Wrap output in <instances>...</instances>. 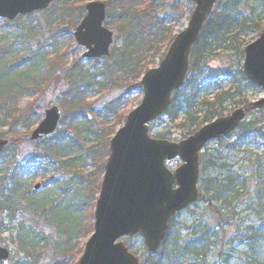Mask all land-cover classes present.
Instances as JSON below:
<instances>
[{"label": "trees", "instance_id": "obj_1", "mask_svg": "<svg viewBox=\"0 0 264 264\" xmlns=\"http://www.w3.org/2000/svg\"><path fill=\"white\" fill-rule=\"evenodd\" d=\"M60 1L58 0L53 6L58 5ZM84 1L76 0L71 3L72 1L67 0L62 3L60 10L54 9L53 14H50L52 22L49 23L54 26L52 29L54 31L47 47L40 46L36 51L25 47L27 36L32 37L33 34V28L28 27L30 22H27L25 26L22 25V28L27 27V34L22 37L20 33L18 38L14 39L16 43L17 39L21 38L19 43L6 44L0 49V63L7 64L6 74L0 75V130L5 129V131H0V138L9 140V146L0 154V215L5 213L7 219L6 222L0 219V237L4 233H9L10 237L15 234L13 242L16 244V254H23L25 258L22 261L17 260L13 264H36V261L27 260L28 257L36 255L47 246L46 239L36 230L35 226H24L20 220L16 219L17 214L20 216L29 215L34 221L41 219L43 223L58 229L65 238L61 257L55 264H69L82 253L83 245L78 243L77 239L79 237L87 238L93 231L92 212L100 189L105 160L109 153V139L115 134L114 127L126 119L124 112L119 113V107L125 104L131 92L116 99L113 104L114 111L111 112L109 108L105 115L92 109L91 104L86 103L83 95L94 92L102 94L103 89L107 86L109 88L115 86L133 88V84H136L146 73V70L150 69V65H153L152 60L160 54H162L160 59L164 56L166 48L174 37L170 32L165 33L164 30L160 32V29L163 28L162 24L153 19L154 29H152L151 35L147 33L146 28L143 29V26L139 28L138 23L135 22L139 15L137 11L140 14L146 13L145 15L152 13L154 10L150 1L130 0L129 4L123 5L121 1L119 3V0H117L118 3L112 0L113 6L106 3L107 11L113 9L117 14L115 16L109 14L106 26H113L118 35L114 42L116 46L110 52L113 63L100 66L98 64L100 60L97 59L85 63L80 59H71L68 62L66 55L70 54V48L74 44L71 33L76 26L75 22L71 23L74 20L72 16L74 14L71 11L74 8L78 9L76 7L79 3L84 4ZM139 1H142L139 6L142 10H135V5ZM187 1L192 4V0ZM243 1L219 0L204 25L198 43L192 49L188 78L184 86L173 94L170 107L163 115L179 129H186L187 133L182 136V139L196 132L204 124L211 123L212 120L223 116L222 99L226 94H216L210 99L213 93L208 91L219 78L226 77V72L222 69L211 68L209 65H197V63L199 61L206 62L212 52L219 51L222 45H230L232 40H237L244 31L255 29L257 32H261L264 30L260 21L241 17ZM31 17L32 15L19 17L14 22L0 21V42L1 39L5 43L13 39H11L13 35L10 34L5 39L3 34H5L6 27L13 26L21 19L28 18L29 21ZM63 23L67 24L65 28H63ZM61 41L67 47L66 53H59ZM117 43L122 46L117 48ZM16 46L19 47L17 50ZM223 49L225 50V48ZM49 53H53V55L49 60H46V54ZM19 55L23 56L19 57L20 61H10L18 58ZM95 64L100 67L94 66ZM85 65L94 67L95 70L104 68L108 74L103 70L100 76L106 78L107 83L109 82L108 85L106 82H96L95 79L91 80L86 76ZM60 78L66 83L68 89L67 93L62 95L59 104L64 113L60 120L62 128L56 131L53 136L44 138L40 142H30L29 136L32 127L39 123L41 118L36 115L32 102L27 107L20 109L19 100L40 96L52 81L57 84ZM138 84L136 85L138 86ZM250 86L253 88L254 85L250 83ZM133 92L140 95L137 89ZM245 113L246 117L250 116V109H245ZM91 118L94 122L99 121L97 123L99 131H94L91 128L90 124L93 123ZM107 118L114 119V126L109 129L110 131L104 130ZM176 121H180V123L176 125L174 123ZM259 124H261L260 121L258 124H252L244 120L231 134V136L235 134L236 137L234 143L228 146L230 153L245 152V148H252L255 145L256 139L264 142V132ZM154 137L167 139L166 134ZM24 141L34 144L33 155L24 163L19 164L14 150ZM74 154L76 157L72 159L71 156ZM260 154L259 157L256 153L254 161H256L257 169L254 170L253 163L250 174V179L256 183L254 191L256 203L252 211L259 222L263 224L257 231H249L250 235L247 238L246 246L253 250H257L264 243V188L261 186V176L258 173L259 167H262L261 161H264V147ZM216 157L217 155H200L198 189L201 194L199 200L206 202L207 208L212 210L216 218L220 216L222 218L223 212L234 210L233 205L237 203L239 192L245 189V180L235 177V174L231 173L223 163L217 166L221 160ZM77 160L81 164L90 160L88 164L92 167V171L87 172L88 177L85 180H82L81 174L83 173H74L76 180L73 178L75 181L63 182L59 194L56 193L60 198L70 199L69 206L76 216V223L73 226L69 223L61 226L52 225L48 223L49 218H47L45 207L47 201L36 197V195L49 193L56 198L54 188L58 186V180H55L54 174L61 168V163L65 161L69 164L66 167L72 171L80 169L81 166L78 165ZM249 160L248 158L247 162ZM88 164L85 162L83 165L88 166ZM217 168L230 172L222 180H218L219 177L204 178L208 176L204 175L207 173L206 171H214ZM36 179L43 182L41 186L44 189L48 188L42 190L45 192L29 191ZM172 224L173 222L169 225L161 249L154 256L149 255L144 264H179L181 261H189L190 264H195L197 261L207 264L209 249L213 245L208 231L196 226L201 229L192 232L193 234L188 238L181 240L178 237V239L171 240ZM196 228L192 227L190 230H196ZM0 241H2L1 238ZM253 262L254 264H264V259L260 261L256 258Z\"/></svg>", "mask_w": 264, "mask_h": 264}, {"label": "water", "instance_id": "obj_2", "mask_svg": "<svg viewBox=\"0 0 264 264\" xmlns=\"http://www.w3.org/2000/svg\"><path fill=\"white\" fill-rule=\"evenodd\" d=\"M56 0H0V19L10 21L47 9ZM218 0H193L194 7L185 31L173 39L164 58L146 71L142 80L141 100L127 115L109 143V155L93 212V234L84 246L78 264H140L122 238L140 235L148 254L161 247L169 221L188 205L198 201L199 153L213 140L228 137L246 113L235 109L231 115L216 119L179 143L151 138L149 125L169 108L172 93L183 85L189 69L191 48L198 41L207 18ZM103 3L86 6V17L73 34L86 59L108 56L112 34L103 26ZM243 73L264 91V32L246 46ZM264 112V98L254 103ZM56 107L45 110L44 118L30 137L40 141L52 135L59 123ZM264 129V125H263ZM8 141L0 139V153ZM178 159L174 171L166 163ZM40 188L35 185V190ZM9 252L0 247V263L8 264Z\"/></svg>", "mask_w": 264, "mask_h": 264}, {"label": "rangeland", "instance_id": "obj_3", "mask_svg": "<svg viewBox=\"0 0 264 264\" xmlns=\"http://www.w3.org/2000/svg\"><path fill=\"white\" fill-rule=\"evenodd\" d=\"M67 0H61L58 5L53 6L54 3H52L46 11L38 12L37 14H33L32 17L29 19L26 18L21 19L17 21L13 26L6 27L4 29L3 34L5 36V39L8 37V34L13 35L11 37L12 40L8 42H3L1 39L0 42V49L1 47H5L6 44H12L15 43L14 39L18 38L20 33L22 34V37L27 34V27L22 28V25L25 26L27 22H30V27L33 30L32 37L27 36V45H25L26 48L30 47L31 50H38V47H47L50 39L52 38V30L54 26L49 25L51 21L50 14H53L54 9L57 8V10L61 9V5L63 2ZM72 1L71 3L75 2L76 0H68ZM90 1H97V2H103V3H109L110 6H113L112 0H85L81 5L76 7L78 9L75 10L72 9L71 13L74 17V20L71 22L72 24L75 22L74 29L78 26L79 22L83 19V17L86 15L84 11L85 5H87ZM117 3L118 1L115 0ZM122 2L123 5H126L127 3L131 2L130 0H119ZM150 1V5L153 6L152 13H148L147 15L140 14L137 11L138 19L135 20V22L138 23L139 28L143 29L146 28L148 31V34H152V29H154V22L152 19L156 22H159L162 24L163 28L160 29V32L162 30L165 31V33H171L173 36H176V34L180 33L186 28V25L189 21V17L193 11L192 4H190L187 0H148ZM140 3L142 1H139L137 5H135V10H142L140 8ZM116 4V3H114ZM108 9L106 8V24L108 21L109 14H117V12L113 11V9L108 12ZM241 17H245L248 20H257L260 21L261 27L264 29V0H244L243 4L241 5ZM151 17V20H149ZM141 21V22H140ZM112 23V20L110 21ZM1 24V23H0ZM55 24V23H54ZM66 23H63V28L66 27ZM105 25V24H104ZM109 25V23H108ZM1 26V25H0ZM111 32L113 33V46L110 47L109 50V56L104 57L100 60V63H98L100 66H103V64H112L113 58H111L110 52L113 49V47L116 46L114 43L118 37L117 30L112 26L109 27ZM150 30V31H149ZM1 31V30H0ZM262 30L261 32H263ZM9 32V33H8ZM32 32V31H31ZM159 32V33H160ZM261 32H257L255 29H251L250 31H244L238 36V39L232 40V43L230 45H222L221 49L217 52H212L209 57L207 58L206 62L199 61L197 65L203 64L204 66L209 65L211 68L216 69H222L226 72V77L219 78L216 81V84H213L212 87L209 88V93H213L210 96V99L214 97L216 94L224 93L226 94L224 98L222 99L223 105H222V114L223 116H228L233 112L234 109H250V116L246 117L245 121H248L252 124L257 123L260 121L261 124H259L261 127L263 125L264 121V115L261 110L257 109L256 107H253V104L257 102L258 100L262 99L264 97V91H262L257 86H253V88L250 86V82L246 79V77L243 74L242 66H243V54H244V48L247 45H250L252 42L256 41L261 34ZM73 38V37H72ZM21 38L17 39L15 44H18L20 42ZM3 42V43H2ZM117 48L121 47L120 43H117ZM59 53H66V46L63 45L62 41L60 43ZM24 47V48H25ZM19 47L16 46V50ZM225 48V50L223 49ZM84 48H79L74 43L72 47L70 48V54H67L68 62L71 59H81L82 54L84 52ZM164 51H162L163 53ZM164 54V53H163ZM23 55V54H22ZM22 55H19L18 58H14L10 61L18 62L21 59L19 57H23ZM47 57L46 60H49L50 57L53 55V53L46 54ZM160 54L157 56L154 60H152L153 65H150V69L155 68L160 61ZM107 59V60H106ZM9 61V62H10ZM86 61L84 60L83 63ZM6 63L1 62L0 63V75H5L6 71ZM94 66H98L95 64ZM98 66V68L100 67ZM96 69V68H95ZM94 67H90L89 65H85V70L87 71L86 76L90 77L91 80L95 79L96 82H106L107 80L105 77H101L102 71L104 70V73L108 74L104 68H100L99 70H95ZM98 74V75H97ZM194 75V74H193ZM94 76V77H93ZM58 77V76H56ZM59 78V77H58ZM194 78V77H193ZM139 82V80H138ZM136 82V84L138 83ZM109 83V82H108ZM108 83L106 85H108ZM136 84H133V88L131 87H121V86H115L114 88H107L103 89V93H97L94 92L92 94H86L83 95V97L86 99V103L91 104V108L97 111L98 113L101 112L102 115L107 114L110 108L111 112L114 111L113 104L115 103L116 99L120 98L121 95H124L125 93L131 92L125 102L124 105H121L119 108V113L124 112L125 117L129 112L132 111V109L136 108L137 104L139 103L141 96L137 95V92H133L139 90V86ZM67 85L63 81L62 78H60L59 83H54L53 81L51 84L44 89V92L38 96V97H30V98H21L19 100V108L23 109L27 107L30 102H32V106L34 108V111L36 112V115H38L41 120L44 116V112L46 109L56 107L58 111H60L61 118L63 117L64 113L63 110L60 108V102L61 97L63 94L67 93ZM165 117V116H164ZM160 118L157 122L153 123L150 126V132L151 135L158 136L159 134H166V140L167 141H174L179 142L182 139V136L187 133L186 129L178 128L175 126L170 120H168L167 117ZM200 119V118H199ZM40 120V121H41ZM39 121V123H40ZM92 124H90L91 128L95 131H99V127H97L98 120L94 122L91 118ZM37 123L35 126L32 127V130L39 124ZM124 123V120L117 124L114 127L115 132H117L118 128L121 127ZM176 125L180 123V121L174 122ZM114 126V119H108L107 123L105 125L104 130H108ZM61 125L59 124L57 131L61 129ZM2 131H5V129H1ZM0 130V131H1ZM31 130V131H32ZM56 134V133H54ZM72 135V134H71ZM53 136V135H52ZM235 134L224 139L221 142L213 141L206 145V147L203 149V152L201 155H217L216 158H220L221 162H218L217 166L220 164H224V166L228 167L230 169L231 173L235 174V177H239L241 179H244V190H241L239 192V195L237 196V203L234 206L233 211H227L223 212V217L216 218L214 214L212 213V210L207 208L206 202H203L199 200L195 205H192L190 207H187L184 209V212L179 213L175 216L172 224L171 229V240H175L181 238V240H184L185 238H188L193 233L201 228H205V231H208V236L212 239V246L209 249V257L207 260V264H254L253 260L257 258V260L264 259V243L258 247L257 250L249 249L246 246L247 238L250 235L249 231L253 232L257 231L258 228L263 225L259 222V219L255 217L253 210V207L256 203V198L254 195V191L256 189V183L250 179V174L253 169L257 168L255 167L256 159V153L260 157V153L263 150L264 142L261 140L256 139L255 145L252 146V148H245V152H236V153H230L228 150V146L230 144L234 143ZM34 150V144H31L28 141L22 142L21 145L18 147H15L14 154L17 156V160L19 164L24 163L28 158H30L33 154ZM11 154V153H9ZM251 154V155H250ZM76 154L74 156H71V158H75ZM208 158V157H207ZM250 159L247 162V159ZM63 161V160H61ZM90 162V160H88ZM88 161H84L79 163L77 160V163L79 166L83 167L84 163H89ZM262 164H260L262 167H259V176H261V186L264 188V161H261ZM260 162V163H261ZM76 163V164H77ZM254 163V164H253ZM61 168L54 174L55 180H58V186L54 188L56 191L54 194H59V189L62 186L63 182L72 181L75 178V174L77 172L83 173L82 180H85L86 177H88L89 171H92V167L88 164V166H84V168L79 167L80 169H76V171H72L68 166L67 162H62ZM74 164V165H76ZM253 164V165H252ZM179 165L178 160L171 161V163L168 164L169 169H173ZM259 165V164H258ZM259 165V166H260ZM207 167V166H206ZM75 168V167H74ZM226 169H216L214 171H206L207 173L204 175H208L204 178L211 177H219L218 180H222V178L225 177L228 172ZM74 178V179H73ZM76 180V179H75ZM74 180V181H75ZM35 183L40 184V186L43 184L41 180L36 179ZM34 183V184H35ZM33 185L29 189V191H33ZM44 188L43 186L39 191L36 192H45L42 191ZM46 190L48 188H45ZM44 189V190H45ZM51 189V188H49ZM55 195L56 198L51 196L49 193L45 194H37L36 197H40L43 200L47 201L46 204V212H47V218H49V222L52 225L55 226H61L66 224H70L73 226L75 222V214L73 213V210L70 208L69 203L71 202L70 199H64L60 198L59 196ZM59 197V198H58ZM232 206V207H233ZM236 206V207H235ZM1 220L7 221L5 213L0 215ZM16 219L20 220L24 226H35L36 230L41 233V235L46 239L47 246L39 251L36 255H32L28 257L27 260L29 261H36V264H55L60 257H61V251L63 250V244L65 242V238L59 233L58 229L49 226L41 219L34 221L33 218H31L29 215L20 216L16 215ZM35 222V223H34ZM16 224L14 225V227ZM196 226H200L201 228H196ZM192 227L196 228V230H190ZM2 239L1 245L2 247H6L11 252V259L9 261V264L15 263L17 260L22 261L24 258L23 254H16L15 247L16 244H14L15 234H13L11 237L9 233H4L0 237ZM90 237L83 238L79 237L77 240L78 243L80 242L82 245L86 243V241ZM264 240V239H263ZM122 242L125 246L128 247L131 254H134L135 256L139 257L140 263L144 264L146 261V258H148V254L145 250V246L143 245V240L141 237L136 236L132 238H124L122 239ZM41 252V253H40ZM81 254L75 258V260H72L69 262V264H78L79 258ZM180 262V261H179ZM182 263H188L189 261H181L179 264ZM194 264V263H192ZM195 264H201L197 261Z\"/></svg>", "mask_w": 264, "mask_h": 264}, {"label": "bare ground", "instance_id": "obj_4", "mask_svg": "<svg viewBox=\"0 0 264 264\" xmlns=\"http://www.w3.org/2000/svg\"><path fill=\"white\" fill-rule=\"evenodd\" d=\"M147 71V70H146Z\"/></svg>", "mask_w": 264, "mask_h": 264}]
</instances>
